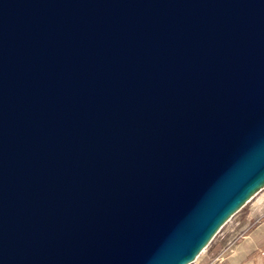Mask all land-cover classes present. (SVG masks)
Masks as SVG:
<instances>
[{
    "label": "water",
    "instance_id": "1",
    "mask_svg": "<svg viewBox=\"0 0 264 264\" xmlns=\"http://www.w3.org/2000/svg\"><path fill=\"white\" fill-rule=\"evenodd\" d=\"M264 188V0H0V264H189Z\"/></svg>",
    "mask_w": 264,
    "mask_h": 264
},
{
    "label": "crops",
    "instance_id": "2",
    "mask_svg": "<svg viewBox=\"0 0 264 264\" xmlns=\"http://www.w3.org/2000/svg\"><path fill=\"white\" fill-rule=\"evenodd\" d=\"M229 242V237L222 234L213 244V247L202 257L201 264L207 263L212 257L221 252ZM231 251L227 254L222 264H264V218L247 227L237 242L231 243Z\"/></svg>",
    "mask_w": 264,
    "mask_h": 264
},
{
    "label": "rangeland",
    "instance_id": "3",
    "mask_svg": "<svg viewBox=\"0 0 264 264\" xmlns=\"http://www.w3.org/2000/svg\"><path fill=\"white\" fill-rule=\"evenodd\" d=\"M264 218V188L257 193L254 198L247 202L239 212L234 214L226 224L219 230L216 236L213 238V241L205 249V254L213 247V244L221 237L222 234H226L229 237V242L227 246L231 247V243L237 242L241 237L243 231L247 227H252L256 222ZM223 248V249H224ZM222 252V251H221ZM230 251H227L224 255V259ZM220 252L216 253L210 261L204 264H208L213 261L219 255ZM204 252L199 256L195 264H201V258L204 257ZM260 255H264V251L260 252Z\"/></svg>",
    "mask_w": 264,
    "mask_h": 264
},
{
    "label": "built area",
    "instance_id": "4",
    "mask_svg": "<svg viewBox=\"0 0 264 264\" xmlns=\"http://www.w3.org/2000/svg\"><path fill=\"white\" fill-rule=\"evenodd\" d=\"M227 251H231L230 246H227L226 248H224L222 250V252H220L219 255L216 258H214L212 262H210L208 264H222V262L224 260V255H225V253H227ZM191 264H195V262H193Z\"/></svg>",
    "mask_w": 264,
    "mask_h": 264
},
{
    "label": "bare ground",
    "instance_id": "5",
    "mask_svg": "<svg viewBox=\"0 0 264 264\" xmlns=\"http://www.w3.org/2000/svg\"><path fill=\"white\" fill-rule=\"evenodd\" d=\"M209 245H210V244H209ZM205 249H206V248H205ZM205 249H204V251H203V252H205V251H206ZM203 252H202V253H203ZM202 253H201V254H202ZM201 254H200V255H201ZM200 255H199V256H200ZM198 258H199V257H198ZM198 258H196V260H195V261H193V262H196V261L198 260ZM193 262H191V263H193ZM191 263H189V264H191Z\"/></svg>",
    "mask_w": 264,
    "mask_h": 264
}]
</instances>
